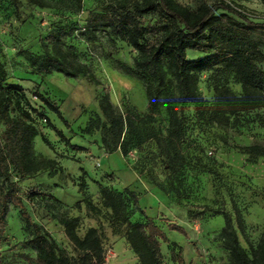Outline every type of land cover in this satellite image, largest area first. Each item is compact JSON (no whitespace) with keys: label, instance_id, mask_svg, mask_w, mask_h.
I'll list each match as a JSON object with an SVG mask.
<instances>
[{"label":"rangeland","instance_id":"1","mask_svg":"<svg viewBox=\"0 0 264 264\" xmlns=\"http://www.w3.org/2000/svg\"><path fill=\"white\" fill-rule=\"evenodd\" d=\"M48 1L54 5L50 9H41L29 0H0V61L8 70L7 82L22 86L32 106L41 114L39 119L43 124L38 130L47 137L52 148L39 135L34 139L36 156L56 162L54 168L21 182L16 174L13 176L19 182L20 193L33 220L43 225L58 245L71 254H75L72 244L55 214L60 211L78 218L81 237L90 228H97L104 249L115 252L105 264H140L127 241V232L129 223L143 222L145 216L153 218L170 241L162 242L164 264H177L172 258V243L183 248L186 264H229L228 253L220 239L224 219L212 210L226 209L235 221L236 206L248 238L257 244L264 231V156L251 158L243 148L264 146V111L242 113L239 118L219 123L213 121L209 113L201 115L193 106L187 107L188 129L180 145L183 166L179 173L171 174L161 145L168 129L165 108L161 106L160 112L150 118L145 84L122 69L124 66L135 68L137 51L104 28L87 27L89 17L100 13L112 0H81V7L78 0ZM178 1L195 8L201 1L213 5L218 0ZM226 1L241 6L252 19L264 20V5L259 0ZM147 20L151 21V17ZM56 29L65 31L66 46L75 50L100 84L83 76L69 78L58 72L48 76L33 73L20 50L41 55L42 43ZM201 56L203 54L198 52H188L190 59ZM217 88L228 89L235 97L243 93L235 74L221 63L200 75L199 91L209 107L220 105ZM38 91L56 103L69 126L47 110L41 100L33 99ZM105 95L110 96L121 112L139 117L140 127L147 134L145 142L127 155L121 150L110 154L102 143L106 132L102 128L105 119L100 101ZM99 117L101 128L88 131L89 122ZM44 118H49L53 125L57 122L71 143L84 150L77 152L67 147L51 125L43 122ZM82 170L87 172L85 179L92 208L79 192ZM100 186L118 192L127 189L136 192L144 215L135 211L130 203L133 210L130 222L114 221L112 212L103 204ZM29 192L53 195L62 204H56L58 210L49 209L40 197L27 198ZM6 220L8 226L0 246L4 264H29L36 251L26 244L31 230L25 227L20 209L10 205ZM170 224L183 228L186 233L171 230ZM239 236L242 246L249 250L243 236Z\"/></svg>","mask_w":264,"mask_h":264},{"label":"trees","instance_id":"2","mask_svg":"<svg viewBox=\"0 0 264 264\" xmlns=\"http://www.w3.org/2000/svg\"><path fill=\"white\" fill-rule=\"evenodd\" d=\"M259 1L264 5V0ZM29 3L41 9L54 6L48 0H29ZM78 3L81 7V0ZM242 9L226 0H218L213 5L201 1L195 8L178 0H112L100 13H93L88 19L89 29L104 28L137 51L135 68L124 66L122 69L145 84L150 118L160 112L161 106L165 108L168 129L161 145L168 159V170L173 175L179 173L183 166L180 145L188 129L187 107L193 106L201 115L209 113L213 121L219 123L229 122L232 117L239 118L242 113L264 111V20L252 19ZM148 17L151 21L147 20ZM64 35L63 29L50 32L42 43L41 55L20 50L26 55L33 73L48 76L58 72L69 78L83 76L100 84L91 68L79 60L75 50L66 46ZM191 51L203 56L190 59L188 52ZM219 63L235 74L243 93L235 97L228 89L217 88L220 105L209 107L199 91L200 75ZM8 79L6 65L0 61V246L8 226L6 215L9 206L13 205L20 209L25 227L31 230L26 244L36 251V256L29 259V264H105V249L97 228H90L81 237L78 233L79 219L57 212L54 217L72 244L75 254H71L60 247L50 232L36 223L28 212L19 182L13 179L14 174L21 182L54 168L56 162L36 156L34 139L37 136L40 135L43 142L52 148L47 137L38 130L43 124L39 119L41 114L32 106L27 91L19 84L8 83ZM35 96L47 110L67 123L51 98L40 91ZM100 110L105 119L102 128L106 132L102 143L108 153L121 150L123 155H127L147 139V134L140 127V118L121 112L110 96L101 98ZM43 122L51 125L67 147L77 152L84 150L73 145L63 131L49 122V118H44ZM101 124L100 117L92 119L87 129H100ZM243 151L251 158L264 156V146L261 145H250ZM86 176V170H82L78 188L92 208ZM100 190L103 204L112 212L114 221L130 222L133 212L130 203L135 211L144 215L136 192L128 189L118 192L104 186H100ZM26 195L30 200L40 197L49 209L58 210L56 204H62L53 195L43 196L39 192ZM212 211L224 219L220 239L228 253L229 264H264V231L258 243L254 244L246 234L244 220L236 206L235 221L226 209ZM169 228L186 233L175 224H170ZM239 234L249 250L242 246ZM127 241L140 264H164L162 242L170 241L153 218L145 216L143 222L129 223ZM172 246L173 260L177 264H186L183 248L177 243H172ZM0 264H4L1 251Z\"/></svg>","mask_w":264,"mask_h":264},{"label":"built area","instance_id":"3","mask_svg":"<svg viewBox=\"0 0 264 264\" xmlns=\"http://www.w3.org/2000/svg\"><path fill=\"white\" fill-rule=\"evenodd\" d=\"M33 99H34V100H37V97L34 96ZM44 122H46V121L44 120ZM97 165H98V166H101L100 163H98ZM114 255H115V252H114L113 250H111V249H106V250H105V261L107 262V260H108L111 256H114Z\"/></svg>","mask_w":264,"mask_h":264},{"label":"crops","instance_id":"4","mask_svg":"<svg viewBox=\"0 0 264 264\" xmlns=\"http://www.w3.org/2000/svg\"><path fill=\"white\" fill-rule=\"evenodd\" d=\"M54 125H55V127H57L59 129L60 126L57 124V122H54ZM59 130L63 131L62 129H59ZM64 134L67 135L65 132H64Z\"/></svg>","mask_w":264,"mask_h":264}]
</instances>
